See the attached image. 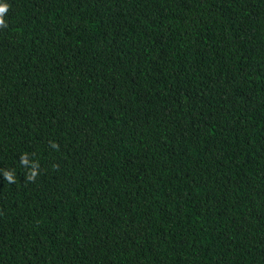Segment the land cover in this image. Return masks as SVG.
<instances>
[{
  "label": "trees",
  "instance_id": "16d2710c",
  "mask_svg": "<svg viewBox=\"0 0 264 264\" xmlns=\"http://www.w3.org/2000/svg\"><path fill=\"white\" fill-rule=\"evenodd\" d=\"M0 3V264H264V0Z\"/></svg>",
  "mask_w": 264,
  "mask_h": 264
},
{
  "label": "clouds",
  "instance_id": "9594fccd",
  "mask_svg": "<svg viewBox=\"0 0 264 264\" xmlns=\"http://www.w3.org/2000/svg\"><path fill=\"white\" fill-rule=\"evenodd\" d=\"M8 11V5L7 4H3V3H0V27H7V25L5 24V21L3 19V16L6 14V12ZM51 146L53 148H56L58 147V145L56 144H51ZM27 157V154H24V155H21V158H20V164L22 167H24V164H25V158ZM33 167L31 168H28V174L26 175V179L29 180V181H34L35 177L37 176L38 174V171H39V165H38V162H35L33 161ZM5 178L9 181V182H12L14 183V179H13V175L9 174L8 172H5Z\"/></svg>",
  "mask_w": 264,
  "mask_h": 264
}]
</instances>
